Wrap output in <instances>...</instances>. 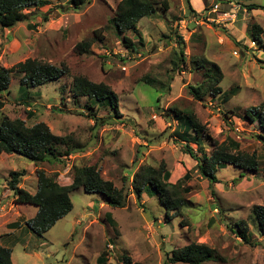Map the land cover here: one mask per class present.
Here are the masks:
<instances>
[{
	"label": "rangeland",
	"instance_id": "obj_1",
	"mask_svg": "<svg viewBox=\"0 0 264 264\" xmlns=\"http://www.w3.org/2000/svg\"><path fill=\"white\" fill-rule=\"evenodd\" d=\"M45 1V6L24 11L25 22L0 28V67L10 69L35 59L68 72L30 89L26 97L18 91L20 76L13 73L9 93L2 94L0 124L4 118L21 119L28 127L44 123L67 141L60 147L59 160L37 166L17 155L0 156V245L11 250L12 263L96 264L105 250L106 264H121L124 255L141 264H164L173 251L203 244L215 251V260L204 264H264V239L251 222L252 207L264 206V141L258 138V123L244 119L245 110L264 105V50L249 47L251 25L262 30L264 42V11L247 9L264 6V0H188L201 14L197 25L184 0H159L166 11L157 7L134 32L125 33L137 45L138 56L126 64V71L117 54L122 38L111 22L120 0H88L77 10L69 0ZM214 9L233 18L221 21L211 12ZM178 36L187 66L176 69ZM78 43L89 44L86 53L78 54ZM205 61L220 68L222 93L235 91L227 102L223 96L210 95L198 102L188 94V85L202 82L204 70H195L194 65L206 67ZM75 76L106 85L117 97L119 116L108 107H91L86 98L75 100L69 92ZM172 108L191 113L205 127L201 142L207 154L212 150L207 136L217 144L234 141L239 151L257 156V170L243 172L228 165L217 171L219 183L210 190L196 162L183 153L184 142L174 136L177 121ZM189 146L200 156L195 145ZM160 164L170 172V183L189 176L184 187L190 192L177 216L146 194L140 201L130 194L119 209L81 188L70 193L72 210L39 238L24 225L35 207L15 203L7 189L12 171H24L19 187L34 193L36 170L61 176L63 186L72 179L74 168L84 166H94L104 180L127 189L125 179L130 180L138 166ZM240 221L248 225L251 244L232 231ZM14 223L18 227H12Z\"/></svg>",
	"mask_w": 264,
	"mask_h": 264
},
{
	"label": "trees",
	"instance_id": "obj_2",
	"mask_svg": "<svg viewBox=\"0 0 264 264\" xmlns=\"http://www.w3.org/2000/svg\"><path fill=\"white\" fill-rule=\"evenodd\" d=\"M88 0H69L71 8L79 9ZM187 4L189 16L197 17L188 0ZM48 3L45 0H0V28L12 29L18 23L27 20L24 13L31 7H42ZM161 6L166 11L165 4L159 0H120L116 5L111 19L115 31L122 38V44L129 52H136L137 45L125 36L127 32H134L138 22L143 18H149L156 13L157 7ZM248 10H262L264 6L249 5ZM44 21H47L43 17ZM252 42L264 50V42L261 39L262 30L251 25L249 28ZM141 45V40H139ZM179 47L178 57L173 64L176 69L180 65L186 67L183 53V42L181 37H177ZM89 44L78 43L75 50L78 54L87 52ZM195 64V63H193ZM196 63L195 70L203 69L202 82L196 86L188 85V94L198 102L203 101L204 97L223 96L225 102L235 93L232 89L222 93L218 86L223 76L220 68L211 62L205 61ZM15 73L20 76L19 89L20 95L26 97L30 89H35L50 82H55L67 72L65 68H57L35 59H26L24 62L16 64L10 69L0 67V112L4 107L3 93H9L11 75ZM152 81H147L150 85ZM162 89V88H161ZM69 92L73 98H86L91 107L103 106L113 111L115 116H119L117 111V97L104 84L93 83L83 76H75ZM229 97V98H228ZM173 117L177 121L174 136L184 142L183 153L188 155L196 162V170L202 179H205L211 190L213 184L219 183L216 173L225 169L228 165L234 166L243 172H254L258 168V158L253 154L239 151V145L230 143L217 144L210 140L211 153L207 154L202 146V137L206 134L203 125L197 122L191 113L185 114L176 108L171 109ZM28 116L32 114L28 113ZM244 119L249 122H257L260 128L258 138L264 141V105L259 108H250L244 111ZM97 125V119L95 120ZM192 133V135L190 134ZM206 136V135H205ZM67 141L63 137L51 133L47 125L37 123L31 127L26 126L21 119L4 120L0 124V156L2 154L17 155L29 160L34 166L43 163H50L59 160L61 155L60 147L65 146ZM189 145H195L200 152L193 150ZM65 155L68 151L64 152ZM25 176L24 171H12L8 175L7 189L13 197V201L20 205L33 206L36 209L35 215L25 222L28 228L39 238H42L59 220L65 217L72 210L70 193L80 188L86 194L101 195L104 203L112 208L122 209L126 206L127 197L132 194L137 201L141 200L142 194L156 197L159 203L167 212L177 214L185 206V195L189 194V189L184 187V183L189 180L186 173L175 184L169 182L170 172L166 171L164 164L158 168L149 165H140L132 174L130 180L125 179L127 189L116 188L111 181L104 180L100 172L94 166H84L73 169L72 182L68 186H61L57 183L58 176H49L43 170H36V190L29 193L24 188L19 187L21 179ZM211 191V195H213ZM177 216V215H176ZM167 220H170L167 218ZM251 222L256 228L259 236L264 239V206H253L251 210ZM12 227H18L14 223ZM245 244H251L250 234L247 223L240 221L232 230ZM11 250L0 245V264H13L11 261ZM215 260V251L203 244H189L175 250L170 257L165 259L164 264H204ZM108 261L106 251H102L96 259V264H106ZM121 264H141L133 262L127 255L122 256Z\"/></svg>",
	"mask_w": 264,
	"mask_h": 264
},
{
	"label": "built area",
	"instance_id": "obj_3",
	"mask_svg": "<svg viewBox=\"0 0 264 264\" xmlns=\"http://www.w3.org/2000/svg\"><path fill=\"white\" fill-rule=\"evenodd\" d=\"M215 9H217V7H215ZM215 9L212 10L211 12H214V13H217V14H218V11H216ZM200 16H201V14H199L197 17H195V18L193 19V22H194L196 25L198 24V21H197L196 19L200 18ZM217 17H218V19L221 20V21H227V20H230L231 18H233V16H230L229 13H219V14L217 15ZM180 23H181L183 26L185 25V23H184L183 21H181ZM184 28H185V26H184ZM249 47H250V48H255L256 45H255L254 42L251 41V42L249 43ZM117 50H118L117 54H118L119 56H121V59H123V61L125 62V65L121 67V70H122V71H126V64L129 63L130 61H132L133 59H135V58L138 57V56L136 55L135 52H129V51H128L127 49H125L124 47H121V48H119V49H117ZM113 53H115V51H113ZM104 54L109 55L110 53H109V51H105ZM234 55H236V53H234Z\"/></svg>",
	"mask_w": 264,
	"mask_h": 264
},
{
	"label": "crops",
	"instance_id": "obj_4",
	"mask_svg": "<svg viewBox=\"0 0 264 264\" xmlns=\"http://www.w3.org/2000/svg\"><path fill=\"white\" fill-rule=\"evenodd\" d=\"M138 167H139V166H138ZM138 167H137V168H138ZM61 178H62L61 176H58V177H57V182H58L59 185H61V182H60V179H61ZM181 178H182V177H181ZM181 178H180V179H181ZM169 179H170V177H169ZM71 182H72V179L69 178V179H68V183L63 184V186H68V185L71 184ZM172 184H173V183H172ZM174 184H175V183H174ZM61 186H62V185H61ZM80 189H81V188H80ZM78 190H79V189H78ZM34 192H35V191H34ZM35 213H36V209H35ZM35 213H34V215H35ZM59 221H60V220H59Z\"/></svg>",
	"mask_w": 264,
	"mask_h": 264
}]
</instances>
